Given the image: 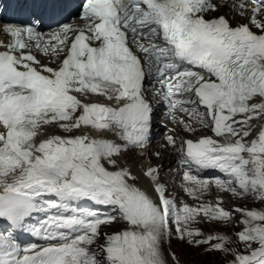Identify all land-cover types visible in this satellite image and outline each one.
I'll return each mask as SVG.
<instances>
[{"label":"snow or ice","instance_id":"6c2138e0","mask_svg":"<svg viewBox=\"0 0 264 264\" xmlns=\"http://www.w3.org/2000/svg\"><path fill=\"white\" fill-rule=\"evenodd\" d=\"M15 3L26 18L0 26V264H180L173 241L264 264V0ZM158 105L187 135L169 128L152 152ZM163 153L192 203L148 158Z\"/></svg>","mask_w":264,"mask_h":264},{"label":"rangeland","instance_id":"374dc122","mask_svg":"<svg viewBox=\"0 0 264 264\" xmlns=\"http://www.w3.org/2000/svg\"><path fill=\"white\" fill-rule=\"evenodd\" d=\"M156 161L157 160L154 162L157 164L158 161ZM239 205L257 209L261 207L260 204L253 203L251 200H241ZM239 230V228L218 229V231L226 232L228 235H232L233 232ZM171 249L177 253L180 259V264H226L224 258L219 254H206L203 248H193L178 241H173Z\"/></svg>","mask_w":264,"mask_h":264},{"label":"bare ground","instance_id":"6f19581e","mask_svg":"<svg viewBox=\"0 0 264 264\" xmlns=\"http://www.w3.org/2000/svg\"><path fill=\"white\" fill-rule=\"evenodd\" d=\"M142 162H145V161H142ZM158 162H160V164H163V167L165 166L166 168L169 164H173V158L169 156L168 153H163L161 159L158 160Z\"/></svg>","mask_w":264,"mask_h":264}]
</instances>
